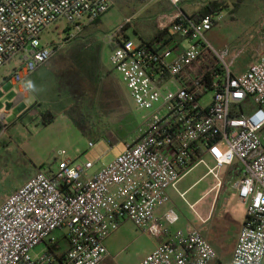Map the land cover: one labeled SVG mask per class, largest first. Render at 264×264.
Instances as JSON below:
<instances>
[{"label":"built area","instance_id":"2783aa9c","mask_svg":"<svg viewBox=\"0 0 264 264\" xmlns=\"http://www.w3.org/2000/svg\"><path fill=\"white\" fill-rule=\"evenodd\" d=\"M166 1L172 12L156 17L159 38L134 43L126 35L132 23L127 19L109 39L114 69L137 109L147 112L138 136L98 172L91 162L67 160L57 172L36 171L5 196L0 264H119L106 241L125 222L155 243L139 264H217V252L199 229L171 234L178 214L172 209L163 219L156 217L170 202L168 191H178L182 179L201 165L217 181L212 191L218 196L221 170L229 167L231 177L239 175L233 187L246 218L231 264H264V53L236 74V56L207 39L220 13L196 22L182 9L186 0ZM113 5L112 0H0V69L17 61L11 79L24 85L59 50L43 46L45 32L65 21L68 30L81 34ZM208 95L211 101L204 104ZM5 119L0 116V138L7 131ZM162 238L167 240L158 242ZM42 245L44 252L33 256Z\"/></svg>","mask_w":264,"mask_h":264},{"label":"rangeland","instance_id":"374dc122","mask_svg":"<svg viewBox=\"0 0 264 264\" xmlns=\"http://www.w3.org/2000/svg\"><path fill=\"white\" fill-rule=\"evenodd\" d=\"M223 1L226 5L220 12L221 20L207 39L217 50L228 49L236 56L234 72L241 74L264 53V7L258 0H253V6ZM184 8L187 15L192 14L189 6ZM134 10L133 6L114 5L97 24L81 34L68 30L65 21L45 32L41 37L43 46L55 45L59 50L34 73L32 87L22 85L29 92L28 98L20 92L21 85H15L11 79L19 65L17 61L0 69V116L6 114L7 125L0 138V204L5 196L34 177L36 171L57 172L67 160L78 164L91 162L97 170L118 158L138 136L147 112L137 109L122 76L114 69L109 40ZM152 34L153 31L145 37L147 41H151ZM126 35L136 44L141 42L131 27ZM96 71L101 74L99 79ZM210 101L208 95L204 104ZM79 110L90 114L94 136H84L66 115L67 111ZM47 113L55 119L45 125L43 117ZM206 161L213 167L208 157ZM230 171L229 167L221 170L223 187L219 196L212 191L217 181L206 176L208 170L203 165L182 179L178 191H168L170 202L166 209H173L180 219L169 227L171 234L186 232L188 226L201 231V219L207 220L210 214L213 215L206 227L223 229L227 235L236 231L237 224L246 218V208L237 201L235 181L231 182L228 176ZM139 235L136 227L128 223L110 240V252L118 256L119 264H139L154 251L150 238ZM44 249L45 246H39L33 256H39ZM220 253L222 263L217 264H230L227 250L221 248Z\"/></svg>","mask_w":264,"mask_h":264},{"label":"crops","instance_id":"0c3cea01","mask_svg":"<svg viewBox=\"0 0 264 264\" xmlns=\"http://www.w3.org/2000/svg\"><path fill=\"white\" fill-rule=\"evenodd\" d=\"M112 1H113L114 5H117L121 8H126V7L129 8L130 6L135 7V10L132 11L131 16L127 17L126 20L127 19L132 20L130 27L140 37L141 41H146L148 43L153 42L156 39V36L158 34L157 29H156V24H155L156 17L159 16L160 14H163V13H171L172 12V8L170 7V5L167 3L166 0H163V1H159V0H112ZM211 1H214V0H186L182 4V9L184 12H186L184 7L189 6L192 9V14L188 15V16L192 17V15L194 13H196L202 6L206 5L207 3L211 2ZM219 1L222 2V0H219ZM258 1H260V4L264 7V0H258ZM222 3L224 4V1ZM232 3L236 6H240V5H243L245 3L246 4L249 3V5H251V6L254 5L253 0L252 1L251 0L242 1V2L239 0H233ZM224 5H226V4H224ZM223 7H222V9H223ZM98 22H99V20L94 24H97ZM151 31H153L152 37L150 38L151 41H147L145 37L150 35ZM33 83H34V74L26 79L25 85H26V87H32ZM20 92L23 94L24 98L29 97V92L22 85L20 86ZM210 161H211V159H210ZM99 170H101V168L95 170V167H94L93 171L98 172ZM237 201L239 202L238 197H237ZM225 203H228V199L226 200ZM166 206H164L163 208L156 211V217L157 218L163 219L164 214L167 211L172 210V209H166ZM192 207L193 206H191V208ZM244 221H245V219L240 221V223L237 224L238 228L236 229V231L231 232L230 235H227L228 232L224 231L223 229H221V230L214 229L211 226L206 227L207 223L202 224V225H198L199 227L200 226L202 227L201 232H202L203 236L210 242V244L213 246V248L217 252L218 257H219L218 263H222L221 262V255H220L221 254L220 253L221 248H225L227 250V252L230 254V257H231L230 259L232 260L234 250H235V247L237 245L238 237H239V234H240V231H241V228L243 226ZM128 223H130V222L123 223L122 226L120 227V229L106 241V247H107L109 252H110V249H112V243L110 240L113 237L118 236V233L121 230V228L125 224H128ZM130 224H132V223H130ZM162 224L166 227V224L163 221H162ZM140 236H144V235L140 234L138 237H140ZM166 240H167L166 238H162L158 242H165ZM152 244H153V247L155 248L154 241H152ZM231 260H230V262H231Z\"/></svg>","mask_w":264,"mask_h":264},{"label":"trees","instance_id":"16d2710c","mask_svg":"<svg viewBox=\"0 0 264 264\" xmlns=\"http://www.w3.org/2000/svg\"><path fill=\"white\" fill-rule=\"evenodd\" d=\"M242 2V0H241ZM224 4L220 2L219 0H214L206 5L202 6L196 13L192 15V18L196 22H200L202 18L209 16V15H214L218 14L222 11V7ZM160 35L157 34L156 39L159 38ZM97 72V71H96ZM98 79L101 77V74L97 72ZM66 115L71 118V120L75 123V125L78 127L80 132L87 137H92L94 136V131L93 127L91 125L92 122H90V117L89 113L86 111L79 110L77 113L75 112H66ZM55 119V116L47 113L43 117V123L47 125L48 123H52ZM114 142V141H113ZM231 176V173H230ZM238 173H234L232 177H230L231 182L236 181L238 178Z\"/></svg>","mask_w":264,"mask_h":264}]
</instances>
